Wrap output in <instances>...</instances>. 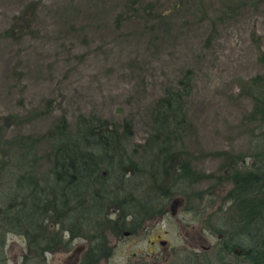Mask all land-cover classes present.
<instances>
[{"label":"rangeland","instance_id":"obj_1","mask_svg":"<svg viewBox=\"0 0 264 264\" xmlns=\"http://www.w3.org/2000/svg\"><path fill=\"white\" fill-rule=\"evenodd\" d=\"M262 52L264 0H0L1 134L39 139L37 171L47 174L52 154L41 138L59 118L71 128L92 114L130 119L139 155L154 103L192 70L185 145L203 201L187 210L173 195L138 236L108 233L112 253L98 264H180L185 250L203 247L218 264L211 228L226 222L230 166L260 135L249 117ZM86 245L76 238L68 251L48 253L47 264H77ZM3 248L5 264H29L24 237L7 234Z\"/></svg>","mask_w":264,"mask_h":264},{"label":"trees","instance_id":"obj_2","mask_svg":"<svg viewBox=\"0 0 264 264\" xmlns=\"http://www.w3.org/2000/svg\"><path fill=\"white\" fill-rule=\"evenodd\" d=\"M258 60L264 65V52ZM192 73L186 70L154 103L139 155L129 144L130 119L116 123L92 114L80 116L71 128L61 117L41 138L52 154L50 169L42 174L40 140L28 134L3 139L0 129V262L6 261L7 234H15L26 240L29 264H47L48 253L68 251L76 238L87 241L77 264H98L112 253L108 233L134 236L144 222L163 214L165 201L176 194L187 210L202 202L185 145ZM250 90L249 118L260 135L256 149L236 156L230 166L226 222L211 228L219 237L218 264H264V72L251 78ZM247 157L249 166L238 164ZM203 264L212 261L205 256Z\"/></svg>","mask_w":264,"mask_h":264},{"label":"flooded vegetation","instance_id":"obj_3","mask_svg":"<svg viewBox=\"0 0 264 264\" xmlns=\"http://www.w3.org/2000/svg\"><path fill=\"white\" fill-rule=\"evenodd\" d=\"M149 221L150 220H147L146 222H149ZM146 222H144L142 226L137 228L134 234L135 237L138 236L142 230H144L143 228H145ZM160 245L165 247L166 242L164 240L163 241L161 240ZM209 248L210 247H203L201 250H196V251L192 250L190 251V253L188 250H185L182 254V261L180 264H203L205 260L204 253L207 252Z\"/></svg>","mask_w":264,"mask_h":264}]
</instances>
